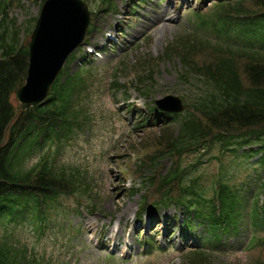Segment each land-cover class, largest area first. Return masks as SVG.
Returning a JSON list of instances; mask_svg holds the SVG:
<instances>
[{"label": "trees", "instance_id": "trees-1", "mask_svg": "<svg viewBox=\"0 0 264 264\" xmlns=\"http://www.w3.org/2000/svg\"><path fill=\"white\" fill-rule=\"evenodd\" d=\"M8 7L7 0H0V17L2 14L5 17L0 18V47H6L2 54L3 60L0 59V143L13 117L9 103L10 92L23 79L27 69L23 51L14 50L16 43L12 44V41L16 40L17 32L15 25L11 26L10 20L6 22L9 17ZM206 16L208 23L202 27V24L206 23ZM195 18L197 23L192 25L198 28L197 32L185 33L177 44H169L166 54L172 58L178 57L189 73L202 74L211 89L203 92L194 103V108L200 115L188 113L185 119L176 121L179 137L178 143L173 141L177 146L175 153L179 154L185 150L192 153L197 144L205 148L212 145L213 148H219L218 157L221 156L224 163L230 151H234H229L227 146L231 141L256 143L264 148V0H217L208 14L198 12ZM208 24H215L217 27L213 26L209 30ZM225 30L229 37H234L229 40L224 38L229 44L213 42L221 40ZM248 33L261 35L262 42L256 44L239 40ZM202 34L213 38L216 34V37L210 40ZM7 47L10 48L9 51H6ZM12 51L17 53L13 54ZM81 81L75 76L68 80L65 89L64 86L55 87L60 99L55 97L53 103L59 104L60 108L56 109L59 114L66 109L71 110L70 90ZM71 111L77 116L81 113V108H72ZM160 128L163 129L161 136L156 138V150L169 145L174 134L172 126ZM12 148L13 145L10 148H0V264H52L28 244L19 241L4 220L9 221L15 214L28 212L35 222L43 212L42 208L46 202L57 199L61 194L75 193L76 190L81 192L87 186L80 173H75L64 165H42L35 174L33 170L26 171L20 165L21 157L19 159ZM168 154L170 152L157 156ZM248 157L246 154L244 160L240 158L242 165L254 170L264 168V156L252 163H247ZM198 163L200 165V162ZM179 166L188 168L181 158ZM178 170H172L165 176L166 179L155 178L153 184H158L163 189L166 180L172 182L171 184L180 191L178 196L174 197L175 201L182 203L181 195L196 193L188 188L190 185L184 183L185 175L187 177L195 172L196 164L186 171ZM239 170L240 166L237 172L231 173L225 162L221 174L211 176L210 180L216 178L214 185L219 191L220 212L210 211L207 214L209 219L219 221L224 217L241 214L245 198L243 188L235 181ZM172 187L169 188L170 191ZM260 194H264V184L260 188ZM170 200L172 197L169 191H165L160 194L156 204ZM196 201L200 206L203 204L199 197ZM254 224L259 225L257 221ZM254 244L264 251V239H258Z\"/></svg>", "mask_w": 264, "mask_h": 264}, {"label": "rangeland", "instance_id": "rangeland-1", "mask_svg": "<svg viewBox=\"0 0 264 264\" xmlns=\"http://www.w3.org/2000/svg\"><path fill=\"white\" fill-rule=\"evenodd\" d=\"M19 1L20 4H23L22 7L18 5L14 7L11 16L16 19L21 37L24 38L26 25L32 23L31 18L39 12L42 0H18L17 2ZM89 1L95 9V26L89 43L101 46L104 43L105 34L117 33L119 29L122 31V36L119 37V43L115 45V52L106 51L100 54V57L104 58H95L92 62V68L95 69L94 83L96 84L94 94L96 103L93 107L96 116L92 129H88L79 137L66 142L60 148V156L61 159L69 162H83L89 165L91 175L94 177L93 186L95 188V191H91V197L99 212L95 214L83 212L78 216L62 214L63 220L65 219L70 228L75 230L71 232L68 240L65 235L61 234L62 230L57 227L56 229L49 228L39 236L33 235L31 225H24L22 229L26 234L25 238L39 251L54 257L63 254L67 264H107L108 258H102L105 255V250L97 249L90 241V233L94 232L93 235L96 238L103 224L106 226L107 232L114 227L118 229L119 225L121 228L127 226L132 233L130 239L135 241L141 240L144 236L143 233L139 234L141 227L136 223L132 224L134 216L139 212L140 194L134 197L128 195L124 178L119 173L118 164L122 162L123 167L132 171L131 181L136 180L138 184L140 177L134 174L140 172L138 168L140 163L138 157L128 150V146L131 143H140L143 146L153 144L144 148L142 156H145L144 154L157 149L155 147L158 142L156 138L161 136L163 128L153 127L155 129L150 128L152 130L147 129L141 133H134L135 129H133L127 133L133 127L130 122L128 123L115 113L113 104L115 97L120 99L122 96L120 93L118 96H114L112 92H108V89L113 87V84H110L111 79H114L113 67L126 65L133 71L127 80L134 78L135 74L142 75L143 73H145V77H152V95L155 98L175 93L193 99L198 90L192 84L180 79L181 66L178 59L162 60L166 47L172 42L179 41L181 37L185 36L184 33L188 32V15L182 6L183 0H143L141 3L138 2L141 0H108V6L101 8L93 0ZM136 4L137 9L134 13L132 10ZM191 4L194 5L195 2L191 0ZM202 58L204 57L202 56ZM77 64L80 63H72L70 68L75 70ZM149 69L153 73H151L152 75H148ZM125 81L126 79L122 80V82ZM132 96V101L137 104L152 102L137 91L133 92ZM164 156L155 157L154 160L160 161ZM210 156L211 154L208 155V157ZM255 157H251L249 161L254 162ZM196 159L189 154L185 156L184 161L193 164L196 163ZM231 159H236L234 154ZM109 160H111V164H108ZM206 160L203 165H199L196 175L218 173L217 161L209 163ZM36 161L37 159L33 157L29 162L33 164ZM125 161L129 165L125 164ZM158 163L163 164L164 171H166L172 161L165 157ZM89 196L88 198L85 196L87 200L90 198ZM77 201H79L77 197L63 198L64 203L61 206V211L73 209ZM124 211L126 212L125 216L120 217ZM174 213L175 209L171 208L168 213L160 211L153 213L149 218L147 215L145 220L150 227H147L146 224L144 226L150 232L146 236L152 238L155 245L159 247L162 240L170 243L168 241L170 237L174 248L160 252L156 249L149 250L145 257L137 254L136 260H130L129 256H126L125 259L116 256L115 259L113 258V264H185L189 258V250H180L182 249L180 247H183L181 245L185 244H182L177 235L171 237L170 233L163 230L164 226L154 223L157 218L164 220L167 219V215L172 216ZM78 227L80 228L78 229ZM229 242L233 243L234 239ZM118 250L125 254L121 248ZM129 250L136 252L132 248ZM210 257L211 259H204L202 262L206 261L207 264H255L259 258L264 259V254L258 249L245 251L231 249L223 253H211Z\"/></svg>", "mask_w": 264, "mask_h": 264}, {"label": "water", "instance_id": "water-1", "mask_svg": "<svg viewBox=\"0 0 264 264\" xmlns=\"http://www.w3.org/2000/svg\"><path fill=\"white\" fill-rule=\"evenodd\" d=\"M41 19L32 43L31 73L22 96L30 90L39 93L29 101L46 96L66 57L83 39L89 21L86 7L77 0H49Z\"/></svg>", "mask_w": 264, "mask_h": 264}, {"label": "bare ground", "instance_id": "bare-ground-1", "mask_svg": "<svg viewBox=\"0 0 264 264\" xmlns=\"http://www.w3.org/2000/svg\"><path fill=\"white\" fill-rule=\"evenodd\" d=\"M124 214H126V212H125V211L122 213V215H124Z\"/></svg>", "mask_w": 264, "mask_h": 264}]
</instances>
